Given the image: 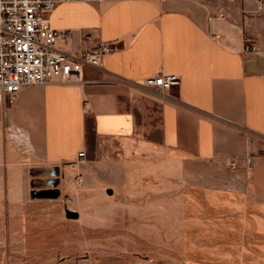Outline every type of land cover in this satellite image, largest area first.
Here are the masks:
<instances>
[{
  "label": "crops",
  "instance_id": "crops-1",
  "mask_svg": "<svg viewBox=\"0 0 264 264\" xmlns=\"http://www.w3.org/2000/svg\"><path fill=\"white\" fill-rule=\"evenodd\" d=\"M46 18L51 29L72 31L55 50L75 54L85 35L115 50L99 67L86 65L81 78L22 88L0 109V140L20 153L22 164L55 176L82 162L77 154L88 153L89 136L155 132L189 158L250 154L252 192L264 205L260 0L70 2ZM159 73L177 76L169 92L145 83Z\"/></svg>",
  "mask_w": 264,
  "mask_h": 264
},
{
  "label": "rangeland",
  "instance_id": "rangeland-1",
  "mask_svg": "<svg viewBox=\"0 0 264 264\" xmlns=\"http://www.w3.org/2000/svg\"><path fill=\"white\" fill-rule=\"evenodd\" d=\"M87 146L52 176L0 140V264H264L250 154L189 158L155 132L89 136Z\"/></svg>",
  "mask_w": 264,
  "mask_h": 264
},
{
  "label": "built area",
  "instance_id": "built-area-1",
  "mask_svg": "<svg viewBox=\"0 0 264 264\" xmlns=\"http://www.w3.org/2000/svg\"><path fill=\"white\" fill-rule=\"evenodd\" d=\"M70 2L113 0H0V109L12 103L22 88L67 84L74 76L81 78L86 65L99 67L101 58L115 50L109 43H96L89 35L83 37L84 47L75 54L55 50L57 40L68 39L72 31L51 29L46 14ZM145 83L169 92L177 76L159 73ZM83 157L84 152H78L77 158ZM250 159L246 158L247 164Z\"/></svg>",
  "mask_w": 264,
  "mask_h": 264
},
{
  "label": "water",
  "instance_id": "water-1",
  "mask_svg": "<svg viewBox=\"0 0 264 264\" xmlns=\"http://www.w3.org/2000/svg\"><path fill=\"white\" fill-rule=\"evenodd\" d=\"M108 193H110V190H108L107 191ZM39 196H44V197H50L51 196V191H46V192H44V193H42V195H39ZM58 196V194L56 193V194H54L53 195V197H57ZM65 218H67V219H71V220H76V218H77V216H78V214H77V212L75 213L74 211H71V210H68V209H66L65 210Z\"/></svg>",
  "mask_w": 264,
  "mask_h": 264
}]
</instances>
